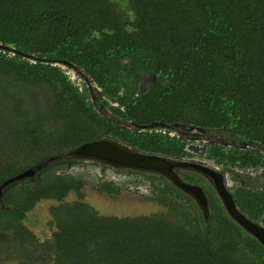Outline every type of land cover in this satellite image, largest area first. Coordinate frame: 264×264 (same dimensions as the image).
Segmentation results:
<instances>
[{"label": "trees", "instance_id": "trees-1", "mask_svg": "<svg viewBox=\"0 0 264 264\" xmlns=\"http://www.w3.org/2000/svg\"><path fill=\"white\" fill-rule=\"evenodd\" d=\"M0 43L14 48L0 49V185L36 170L3 189L0 264H264V245L198 173L182 175L204 186L207 220L165 176L114 167L155 178L168 200L166 210L118 216L99 213L82 198L81 182L57 171L78 159L49 160L102 137L184 156L179 135L138 126L152 122L224 128L264 148V0H0ZM61 58L92 79L96 103L85 81L81 87L54 62ZM143 72L156 80L141 91ZM262 154L258 147L208 150L229 167L256 165ZM112 185L104 179L100 189L111 193ZM73 189L80 197L66 200ZM179 193L193 215L175 201ZM44 198L57 203L52 235L41 240L23 219ZM239 199L253 217L264 209L263 194Z\"/></svg>", "mask_w": 264, "mask_h": 264}, {"label": "water", "instance_id": "water-1", "mask_svg": "<svg viewBox=\"0 0 264 264\" xmlns=\"http://www.w3.org/2000/svg\"><path fill=\"white\" fill-rule=\"evenodd\" d=\"M1 48L14 50V48L4 43H0V49ZM54 62L59 63L64 68L71 69L76 74L82 76L91 91L94 103H96L92 79H90L84 73L82 68L65 58L54 59ZM152 76L155 77L156 74L152 73ZM145 86V81L143 80L141 84V91L145 89ZM98 109L101 110L103 114H106L105 107H99ZM131 125L132 124H129V126ZM138 126L143 131H146L148 128L152 127H162L164 129L170 127L169 124L163 122L139 124ZM194 127L195 125H191V128ZM196 128L198 130L206 129V127L202 126H196ZM59 158L95 160L107 163L114 167L130 168L145 172L161 174L167 179H169L179 189L190 195L196 201L197 205L205 216V219H207L210 214V208L209 200L204 188L199 184L191 183L184 180L179 174L180 169L194 170L204 175L214 186L229 216L234 221H236L242 228H244L248 233L256 237L261 244L264 245V227L256 221L250 219L238 208L231 191L228 189L224 182V177L222 173L207 164H202L186 159H174L170 156L162 155L159 153L145 152L143 150H138L134 148L128 143H124L112 137H102L85 141L77 145L76 147L67 149L57 155L52 156L49 160ZM35 173L36 170L34 168H29L15 175L14 177H11L4 181L0 185V197L2 195L4 187L7 184L17 179L34 175Z\"/></svg>", "mask_w": 264, "mask_h": 264}, {"label": "rangeland", "instance_id": "rangeland-1", "mask_svg": "<svg viewBox=\"0 0 264 264\" xmlns=\"http://www.w3.org/2000/svg\"><path fill=\"white\" fill-rule=\"evenodd\" d=\"M68 73L81 87L84 86V78L82 76L76 74L71 69H68ZM94 86L97 87L95 83ZM110 102L115 104L112 100ZM192 154V152L187 151L183 157ZM209 163L214 164L213 161H209ZM57 171L69 173L75 181L81 182L80 193L83 195L82 198L88 201L101 214H115L118 216L139 215L168 208L166 204L168 200L164 203L159 197L158 189L162 184L158 183L155 178L152 180L147 179L140 174L129 173L128 171L114 168V166L107 163L88 159L67 161ZM104 179H112V186L115 189L113 192L109 193L100 189V185ZM239 190L249 191L244 189ZM80 193L76 189H73L65 199H77L80 197ZM179 195L180 197H174L175 201L185 206L193 215L194 211L192 208L194 205L183 194L179 193ZM238 200L241 206V201L240 199ZM55 203L57 201L54 199H41L32 210L27 212L23 219V223L41 240L49 238L52 235L55 226L51 223L53 214L50 211V206ZM203 217L205 218L204 215ZM4 264L15 263L9 260L6 263L4 262Z\"/></svg>", "mask_w": 264, "mask_h": 264}, {"label": "flooded vegetation", "instance_id": "flooded-vegetation-1", "mask_svg": "<svg viewBox=\"0 0 264 264\" xmlns=\"http://www.w3.org/2000/svg\"><path fill=\"white\" fill-rule=\"evenodd\" d=\"M143 80L145 81V85H147V83L153 82L154 80H156V78L153 77L151 73L143 72L141 84ZM196 126L199 125H195L194 128H191V124L172 122L170 127L166 128L169 130V132L172 135L173 134L179 135L182 141L186 143V152L189 151L192 152L193 154H197L195 156L192 154L187 157H183V156L174 157V159H186V160L199 162L202 164H207L220 171L224 177V182L226 186L231 191L235 199L238 208L244 214H246L250 219L256 221L257 223H259L264 227V209L260 214H257L253 217L242 210L238 200L240 194L243 192L245 193V191L239 189L249 190L246 191V193L248 192L260 193L264 195V148L260 147L255 143L238 139L229 132H227L224 128L218 129V128L206 127L205 130H198ZM215 145H217L218 148L222 147L223 149H227V150H229L231 147H236L239 149H246L248 147H253V148L258 147L263 154L261 155V160L258 161L256 165L240 166L237 163L236 165L229 167L224 164H216V163L211 164L209 163V161H213V160L208 158V150L209 147ZM186 171L198 173L194 170L180 169L179 174L184 180L186 179L183 177L182 172H186ZM200 175L204 178L205 182H207L209 185L212 186L213 190L218 196L214 186L210 183V181L204 175L202 174ZM195 184H199V183H195ZM201 186L204 188L203 185ZM209 208H210V203H209Z\"/></svg>", "mask_w": 264, "mask_h": 264}]
</instances>
